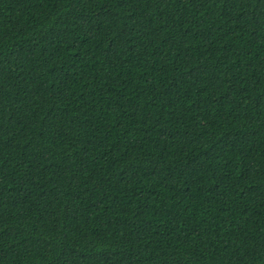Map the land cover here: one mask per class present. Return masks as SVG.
I'll return each instance as SVG.
<instances>
[{"label": "trees", "instance_id": "obj_1", "mask_svg": "<svg viewBox=\"0 0 264 264\" xmlns=\"http://www.w3.org/2000/svg\"><path fill=\"white\" fill-rule=\"evenodd\" d=\"M0 264H264V0H0Z\"/></svg>", "mask_w": 264, "mask_h": 264}]
</instances>
